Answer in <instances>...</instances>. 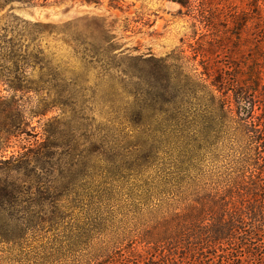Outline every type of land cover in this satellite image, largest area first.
Masks as SVG:
<instances>
[{
	"label": "rangeland",
	"instance_id": "1",
	"mask_svg": "<svg viewBox=\"0 0 264 264\" xmlns=\"http://www.w3.org/2000/svg\"><path fill=\"white\" fill-rule=\"evenodd\" d=\"M248 2L100 0L97 6L63 0L21 9L0 0V55H22L21 70L0 59V80L24 86L15 91L0 83L6 103L0 105V181H15L22 192L19 207L44 220L62 205L73 215L65 218V230L13 215L27 226V235L20 246L0 244V264H62L78 257L87 264L104 256L105 169L135 142L167 138L153 135L169 125L173 88L166 79L172 85L187 74L204 81L195 54L200 48L216 47L209 64L248 83L253 33L247 25L238 40L234 23ZM181 98L183 121L199 126L193 114L205 105ZM35 196L44 199L42 210L29 203ZM66 210L61 213L68 215ZM94 221L98 231L90 228L92 238L69 258L41 259L72 225L77 232ZM98 264H106L104 257Z\"/></svg>",
	"mask_w": 264,
	"mask_h": 264
},
{
	"label": "trees",
	"instance_id": "2",
	"mask_svg": "<svg viewBox=\"0 0 264 264\" xmlns=\"http://www.w3.org/2000/svg\"><path fill=\"white\" fill-rule=\"evenodd\" d=\"M50 1L63 0H6V5L46 8ZM82 1L100 5V0ZM248 6L234 18L238 40L247 25L253 33L248 83L209 64L208 56L216 51L211 44L195 52L204 81L187 74L172 85L171 77L166 79L173 88L167 102L172 107L166 114L169 125L153 135L167 138L135 142L120 162L105 169L104 256L87 264H98L102 257L106 264H264V0H249ZM18 55L0 59L21 70ZM0 83L24 90L20 80ZM181 96L205 105L193 114L199 126L183 121ZM21 195L15 181H0V244L20 246L24 241L27 226L12 219L19 213L37 227L66 229L70 208L57 206L44 220L19 207ZM37 196L29 203L42 210L44 199ZM87 225L77 232L72 225L66 239L56 241L55 251L41 259L69 258L99 229L96 221ZM141 246L145 255L137 249ZM79 258L62 264H80Z\"/></svg>",
	"mask_w": 264,
	"mask_h": 264
}]
</instances>
